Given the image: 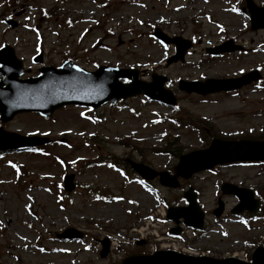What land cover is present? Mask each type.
Segmentation results:
<instances>
[{"label":"rangeland","instance_id":"1","mask_svg":"<svg viewBox=\"0 0 264 264\" xmlns=\"http://www.w3.org/2000/svg\"><path fill=\"white\" fill-rule=\"evenodd\" d=\"M254 1L264 6V0ZM243 2L0 0V46L15 47L24 61V76L38 74L40 64H33L32 57L42 47L46 65L59 66L72 56L87 70L101 64L138 68L146 80L152 72L166 75V87L178 97L172 108L138 95L90 113L86 107L68 105L48 118L21 113L0 122L9 131L52 139L42 151H8L0 158V262L121 264L134 251L152 252L160 245L153 233L162 236L173 225L164 217L167 207L183 204L181 197L190 186L198 189L209 229L215 230L203 239L191 231L192 241L177 243L217 257H247L264 245V210L248 223L230 216L238 199L219 190L225 181L252 188L264 205V163L218 165L182 180L179 188L159 185L157 191L133 170L128 168L126 177L111 163L112 158L132 159L172 172L181 152L205 148L214 136L264 139V29H251ZM9 18L19 24L8 27L4 21ZM156 26L168 35L192 39L184 62L167 63L175 47L153 37ZM227 39L244 50L206 53V47ZM256 68L262 79L233 92L201 96L178 87L180 79L237 77ZM178 117L182 124L175 122ZM167 146L178 152L176 157L158 152ZM13 163L22 166L20 178ZM68 173L76 174V189L61 201ZM219 197L225 203L221 218L228 216L216 221L212 211ZM67 227L86 236L80 241L58 239L56 233ZM107 237L112 248L103 258L99 240ZM136 237L144 238V244L136 245Z\"/></svg>","mask_w":264,"mask_h":264},{"label":"water","instance_id":"2","mask_svg":"<svg viewBox=\"0 0 264 264\" xmlns=\"http://www.w3.org/2000/svg\"><path fill=\"white\" fill-rule=\"evenodd\" d=\"M251 12L252 28L264 27V7L257 6L252 0H247ZM11 26L16 22L9 21ZM154 35L165 42L176 44L177 54L169 59V63L184 60L187 49L191 46L190 41L181 37L170 38L167 34L157 28ZM241 49L234 45L232 40L208 49L209 53L219 54L225 51ZM40 60V59H38ZM0 113L1 120L12 119L15 114L23 111H38L43 115L50 116L54 110L66 104L101 106L107 102H116L120 98H127L137 94H146L150 98L160 100L169 104H175L176 98L173 93L164 87L166 76L153 74L151 82L140 79L138 69H121L111 66H100L96 71L89 72L79 68L71 61H67L61 68L45 67L41 69L38 77L20 79L24 72L22 62L16 57L14 49L5 46L0 50ZM120 78H127L128 83H123ZM260 78L257 70L248 72L237 78L214 79L205 81L180 82V89L187 92L208 94L222 90H234ZM10 141V142H7ZM48 141L41 137H26L8 132L0 128V149L18 148L20 146H33ZM238 160H264V141L256 140H223L214 139L212 144L202 150H195L180 157L175 166V174L168 171H156L150 166L132 161V167L144 178L152 179L159 176L163 185L176 187L178 178H189L192 174L213 168L216 164L234 162ZM74 175L65 178V188L71 191L74 188ZM224 193H234L240 198V203L233 210L240 212L244 209L256 211L259 201L253 199V192L249 189L240 188L230 183L222 186ZM185 196L188 205L170 207L168 218L180 223V218L188 226L201 227L204 222V212L200 208L196 193L189 189ZM220 206L215 210L220 215L224 205L220 200ZM172 233H180V228L171 230ZM83 233L74 228L67 229L60 238H78ZM103 242L104 248L101 255L104 257L109 251V240ZM123 264H264V248L258 247L252 256L251 262H245L239 258H211L205 256H192L182 254L173 250H160L154 254L131 255L124 259Z\"/></svg>","mask_w":264,"mask_h":264},{"label":"trees","instance_id":"3","mask_svg":"<svg viewBox=\"0 0 264 264\" xmlns=\"http://www.w3.org/2000/svg\"><path fill=\"white\" fill-rule=\"evenodd\" d=\"M165 152H169L171 155H177L176 152H174L173 149L169 148V146H167L165 149H163Z\"/></svg>","mask_w":264,"mask_h":264},{"label":"snow or ice","instance_id":"4","mask_svg":"<svg viewBox=\"0 0 264 264\" xmlns=\"http://www.w3.org/2000/svg\"><path fill=\"white\" fill-rule=\"evenodd\" d=\"M233 11H236V9H233Z\"/></svg>","mask_w":264,"mask_h":264},{"label":"bare ground","instance_id":"5","mask_svg":"<svg viewBox=\"0 0 264 264\" xmlns=\"http://www.w3.org/2000/svg\"><path fill=\"white\" fill-rule=\"evenodd\" d=\"M90 10H93V8H92V9H90Z\"/></svg>","mask_w":264,"mask_h":264}]
</instances>
